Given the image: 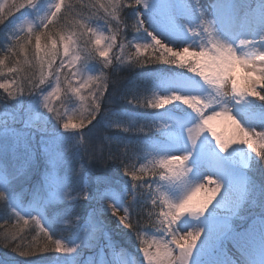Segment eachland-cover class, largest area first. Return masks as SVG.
<instances>
[{
  "label": "rangeland",
  "instance_id": "obj_1",
  "mask_svg": "<svg viewBox=\"0 0 264 264\" xmlns=\"http://www.w3.org/2000/svg\"><path fill=\"white\" fill-rule=\"evenodd\" d=\"M120 2L32 0L29 6L21 7L22 0H0V61L3 60L7 66L6 70L0 72V84H9L8 89L0 87V94L6 103H11V106L0 107V195L7 199L5 214L13 222L21 223L18 224L21 225L20 230L27 232L26 228H31L35 233L32 237L41 234L44 236L42 239L51 243L54 250L51 258L42 256L46 250L36 243L40 255L25 258L21 264H118L120 258L123 264H150L144 247L149 245V252L158 255L157 241L167 244L171 249L168 259L171 264H218L225 243L239 247L250 259V264H264V218L255 213V209L261 207L259 211L264 214V184L248 180L251 154L256 153L262 159L264 142H255L252 151L246 155L248 163L244 166L243 154L234 143L235 140L230 138L233 131L231 127L218 126L216 137H213L211 129L205 126L193 142V134L199 131L197 125L202 123L199 113L185 105L182 99L170 100L162 107H153L151 104L160 96L199 95L205 103L211 104V107L204 109L206 114H211L214 109L220 111L223 107H227L234 116L236 113L245 115L254 112L258 118L253 123L259 133H264V114L254 109L259 108L257 99L253 101L250 94L234 96L231 85L226 84L222 94L218 95L215 87L202 81L190 69L169 63L173 70L167 71L171 73L163 74L151 87L154 92L149 90L146 99L141 98L150 100V116L156 129L151 141L149 136L143 140L141 163L125 164L122 167L124 171L131 168L136 172L137 178L127 172L122 175L127 176L134 185L121 180L114 189H104L97 194L89 191L94 178V163L86 161L83 165L76 152H72L78 139L87 145L88 137V140L102 137L108 139V142L124 145L129 143L132 133L137 131L131 127L136 122L131 107L138 108L140 105L135 93H113L108 101L112 107L100 110L95 116L96 123L90 125L86 133L80 129L83 125L79 128L64 126L69 117H73L74 122L76 119H84L86 109H93L97 103L93 92L100 88L97 86L103 72L95 60L91 59L90 49L82 46L88 45L94 49V54L97 53L104 63L111 65L114 60L112 74L127 64V55L121 56L122 46H118L117 53L113 55V47L118 42L116 32L119 22L115 19V13L117 17ZM58 3L61 7L56 23L44 29ZM130 3L133 5L131 9L135 31L141 33H135L129 38V43L137 53V45L151 44L159 56L163 54L170 59L178 58V52L168 51L156 43L154 37L180 51L211 48L207 35L201 29L198 10L191 0H142L139 4L131 0ZM255 9L264 15V3ZM250 11L252 9L249 6L246 12ZM92 15L94 19L91 21ZM41 31H47L49 35L45 39L42 37L41 43L51 46L55 39L61 44V52V35L70 39L65 64L67 60H73L74 66L65 67L62 74L58 72L56 76L46 77L45 85L35 92L33 86L40 84L41 72V65L36 59L39 52L35 35ZM261 34L264 37V33ZM97 35L105 37L102 46L96 44ZM108 45L112 46L109 56H100L102 47ZM63 59L62 55L57 59L53 64L54 70ZM7 62L11 69H15L14 72L9 71ZM195 62L196 57H192L190 63ZM213 66L214 74L218 76L229 71L219 60ZM261 75H264V67ZM139 78L142 79V76ZM138 83L136 78L135 85ZM58 84L61 89L59 97L46 102L45 97ZM73 88H79L80 91L76 92ZM126 101H130L131 107H123ZM46 103L51 105V110L45 106ZM9 122L17 126L10 128ZM240 126L243 127L242 120ZM222 144L226 146L221 147ZM14 155H24V158L21 157L22 168L12 164L15 161L12 158ZM182 156H187V160L176 161L170 170L159 166L161 159ZM93 157L97 159V154L94 153ZM211 162L224 171L218 177H211L210 180H215L212 183L202 181L208 193L199 201L183 206L182 201L195 172L200 165ZM230 167L240 168L237 177L242 179L243 176L246 183L239 203L232 206L225 205L226 201L231 200L225 197ZM34 169L39 172V177L32 181ZM159 169L161 172L157 173ZM210 191L215 194L205 200ZM144 195L153 205L159 204L161 210L158 217L162 225L154 231H138L132 245L123 252L120 251L123 245L114 246L112 241L100 240L99 237L104 234L99 221L102 215L112 212L119 225L123 226L124 223L126 227L127 221L121 219H128L125 203L136 197L144 200ZM79 196L90 198L96 203L97 214L95 219L71 223L69 214L72 205L69 203L72 204ZM96 210L86 211L92 214ZM33 217L39 218L40 224H36ZM173 229H177L179 234H174ZM55 241H60L73 251H59ZM91 244L96 246L94 251L84 253L81 250L83 246ZM109 256L112 258L109 259Z\"/></svg>",
  "mask_w": 264,
  "mask_h": 264
},
{
  "label": "trees",
  "instance_id": "obj_2",
  "mask_svg": "<svg viewBox=\"0 0 264 264\" xmlns=\"http://www.w3.org/2000/svg\"><path fill=\"white\" fill-rule=\"evenodd\" d=\"M131 0H121L119 5V15L115 19H117L118 27H117V40L115 46L113 47V55L119 49L118 46L123 47V52L121 54L122 57L127 55V64L123 65L122 68H119V71L114 72L112 74L111 67L114 60L110 63H104L99 57L98 54H94V49L90 48L88 45L82 46L83 48L88 47L92 53L91 59L95 60L96 65L100 67L102 70V75L100 77L101 80L98 83L97 87H100L98 90L94 89L93 95L95 93L97 99V103L93 107V109H86V117L84 119H76L75 121H84L83 126L80 128L81 131L86 133L90 129V125H94L96 123L95 116L101 110H109L112 106L109 105L108 101L109 97L115 92L126 93V95H131L133 93L138 95V103H140L139 107H131L130 101H126V104L123 107H131V109L135 112V121L131 127H134L137 131L133 132L131 136V140L129 143L121 145L120 143L108 142L109 140L106 138L99 137L94 139L87 138V145L84 144V141L78 139L76 145L73 148V153L79 156V160L83 165L84 162L93 161L94 167L92 174L93 181L90 186V192H94V194L100 192L101 190L108 188H116L117 182L124 181L129 185L132 184L127 176H122L124 172L129 173L128 171L123 170V166L125 164L133 165L135 163H141V155H142V147L144 145V138L149 136L148 138H152L155 135V125L151 120L152 116V108L148 105L150 100H145L149 90L150 92H154L151 89L155 81H159L163 74H170L167 70H173L169 63H166L163 60H159V53L156 52L153 47L147 49L144 53H137L132 45L129 43V38L132 37L135 33H139L135 31L136 26L134 23V15L132 13ZM94 9V8H93ZM81 16V15H80ZM86 19V17H85ZM91 21L94 19L93 15L90 18ZM143 34V33H142ZM145 37V35L143 34ZM148 43V42H147ZM154 51V52H153ZM2 53V52H1ZM40 55V54H39ZM38 55L37 63L40 64V56ZM117 57V56H116ZM18 62V59L17 61ZM116 62V61H115ZM8 68H10L9 63ZM7 69L6 63L0 64V72H3ZM142 76V79L139 77ZM139 80L138 85H135V79ZM45 85V81L43 84L34 85V91H39ZM141 98H145L142 100ZM251 98L254 100L257 99L259 102L257 107H260L263 110L264 114V101H260L256 97ZM137 99V98H136ZM132 101V100H131ZM88 101L86 102V104ZM10 102L6 103V99L3 98V95L0 94V107L5 105H10ZM11 106V105H10ZM86 106H84V109ZM15 110L16 108H12ZM174 109L178 110L177 107ZM91 118V119H90ZM90 119V122H89ZM17 126L16 123L9 122L8 127L12 128ZM91 136V135H90ZM152 139H150L151 141ZM94 149V152H92ZM97 154V159L93 157V155ZM256 153H252L250 163L248 166V174L249 181H256L257 184H264V154L262 155V159L258 157ZM24 158V155L21 156ZM21 157L16 155L12 156L15 158L14 164L15 166L22 168L23 161ZM11 163V162H9ZM123 167V168H122ZM157 173L161 172L160 169L156 171ZM116 174V175H114ZM130 176V175H129ZM39 172L35 169L32 170V181L38 180ZM25 183L22 185L24 189ZM253 193V192H252ZM84 195L83 193H80ZM144 200L136 197L132 201L126 202V212L128 213V225L125 227L119 225V222L115 220V215L112 212H107L106 215H102V218L99 220L102 225V236L99 237L100 240L104 241H112L113 245H123L124 247L120 251H125L129 246L132 245L133 240L135 239V234L140 230L154 231L159 228L162 224L159 221L158 213L161 208L159 204H152L143 196ZM7 202L5 197L0 195V264H21L23 259H31L39 256V251L36 249V243H39V246L45 248L47 246V250L43 252L42 256H48L51 258L53 254V247L51 243L48 241H44L42 239L41 234L39 237H32L35 235L33 230L29 227L25 230H20V226L13 222V219L9 217L8 214L4 212V206ZM72 212L70 215L71 223L75 222H83L86 219H95L97 214V206L96 203L92 202L90 198L79 196L77 197L72 204ZM259 205V204H257ZM261 207L255 209V213L257 215L264 216L262 211H259ZM86 210H96V212H92L89 214ZM242 212H245L242 210ZM88 213V214H86ZM87 217V218H86ZM99 218V217H98ZM80 224V223H79ZM131 225V226H129ZM28 233V234H27ZM7 237V238H6ZM32 243L34 246H32ZM121 243V244H120ZM135 244V243H134ZM96 246L93 244L85 245L81 250L85 252H92L95 250ZM22 252H27L28 255H21ZM112 256H109L111 259ZM118 264H123L122 259H119Z\"/></svg>",
  "mask_w": 264,
  "mask_h": 264
},
{
  "label": "snow or ice",
  "instance_id": "obj_3",
  "mask_svg": "<svg viewBox=\"0 0 264 264\" xmlns=\"http://www.w3.org/2000/svg\"><path fill=\"white\" fill-rule=\"evenodd\" d=\"M62 2V0H61ZM142 0H136V3H141ZM32 3V0H22L21 7H27ZM147 7V4L144 5ZM61 4L58 3L56 5V11L52 13L50 19L48 20L47 24L44 25V29H48L51 25L56 23V17L57 14L60 12ZM220 18L226 19V13L223 10V5L221 4V10H220ZM205 23H212L209 21H205ZM37 43V49L39 52L40 60H41V72H40V79L39 83L43 84L46 77L56 76L57 73L63 72L65 67H73L74 61L73 60H67V65L65 64V59L68 57L69 54V38H65L63 35L60 37V41L62 42V52L60 45L58 44L55 39L52 40L51 46L45 45V43H41V38L43 37L45 39L46 36H49L47 31H41L38 34L35 35ZM105 37L103 35H97L96 36V44L98 46H102L104 43ZM156 40V43L160 44L162 47L167 48L168 51L177 53L178 52V58L177 59H170L168 55H161L158 57L159 60H163L170 64H176L180 65L181 67H185L187 69H190L191 73L197 74L199 78H202V81L212 85L216 88L217 91H221L222 88L227 84L230 83L232 92L234 96H248L249 94L252 97L258 98L260 101H264V75H261L259 72L250 71V65L249 62L244 60L241 57H238L235 55L234 49L231 48V46L226 45L224 43H217L213 44L211 49L205 48L202 50H196V49H187V50H175L174 48L169 47L168 45L162 43V41L158 40L154 37ZM111 45H108L107 47H102V49L99 52V55L102 57H108L109 52L111 50ZM152 45H137V48L139 49V53H144L147 49L151 48ZM63 56L64 59L60 60L58 67L54 70L53 64L59 59L60 56ZM192 57H196L195 63H190V60ZM231 59L234 62V66L232 70L229 72L228 76L226 78H221L218 75H215V69L213 68L214 61H217L219 59ZM0 64H4V61H0ZM46 68V70H45ZM10 72H14L15 69H9ZM0 87H3L4 89L9 88V84L7 82L0 84ZM74 91L79 92V88H73ZM61 92V89L59 87V84L57 87L49 93L48 96L45 97L46 102L50 101L53 97H59V94ZM183 100L185 105L189 106L191 109H193L195 112L200 114L202 123L200 125H197V128L199 129L198 132H195L193 134V142H195L196 135L199 134V132L204 131L205 126L207 128L211 129V135L213 137H216V133L218 132V126H227L231 127L233 129L232 135L230 138L232 140H246L249 144H253L254 142H264V133L259 134H249L243 127L240 126L239 121H237L236 116L232 115V112L227 108L223 107L222 110L217 111L216 109L211 111V114H206L204 109L211 107L210 103H205V101L199 96V95H183L180 94H174L173 96H160L156 98L155 100L151 101V104L153 107H162L164 105H167L170 100ZM46 107H49V110H51V105L49 103H46ZM218 118H221L218 120ZM91 119V118H90ZM89 119V122H90ZM65 128H79L82 126L81 121L74 122L73 117H69L67 122L65 123ZM193 131V130H190ZM254 135H259V139L255 140L253 137ZM225 144H222L221 147H225ZM187 160V156L182 157H176L174 159H161L159 161V166L166 169H171L172 165L176 161H184ZM129 174L132 175L134 178H137L138 175L135 171L129 170ZM204 187V186H202ZM214 191H210L208 196L204 199H210L212 195H214ZM115 210V209H114ZM116 212H119L116 210ZM19 215V214H18ZM36 224H40L39 218L33 217ZM123 221H127V217H121ZM24 223H27V220L24 221ZM131 226V225H129ZM42 227V226H41ZM46 234L47 231L45 230ZM7 238V237H6ZM49 239H51V236L49 235ZM179 243V241H177ZM56 247L59 251L63 252H71L73 249L68 248L66 246H63L60 241H55ZM156 248L157 252L159 253L154 254L149 252V245L144 247V252L148 255V259L150 264H166L168 259L171 255V249L168 247L167 244L157 241L156 242ZM47 250V246H45V249ZM21 255H28L27 252H22Z\"/></svg>",
  "mask_w": 264,
  "mask_h": 264
},
{
  "label": "bare ground",
  "instance_id": "obj_4",
  "mask_svg": "<svg viewBox=\"0 0 264 264\" xmlns=\"http://www.w3.org/2000/svg\"><path fill=\"white\" fill-rule=\"evenodd\" d=\"M191 1L198 10L201 29L207 35V41L210 42V47L212 48L213 44L217 43H224L231 46L236 56L249 62L250 71L259 72L261 74L264 67V37L261 34V32L264 33V15L257 13L255 8L263 4L264 0ZM221 4L226 13V19L220 18ZM249 6L252 11L243 13L241 8H247ZM230 14L232 16H230ZM205 21H212V23H205ZM219 61L226 66V69H229L228 72L220 76L221 78H226L232 70L234 62L230 58L219 59ZM213 67L215 68V66ZM228 85H230V83ZM224 89L225 86L221 91H224ZM221 91H218V95L222 94ZM236 118L239 119V123L240 120H242L243 128L249 132L250 135L259 134L257 127L253 123V120L258 118L257 114H254V112L245 115L236 113ZM253 138L257 140L258 135H254ZM234 143L243 154L242 164L247 166L248 159L246 155L252 151L255 142L249 144L246 139L243 141L235 140ZM223 171L224 169L213 166L212 162L200 165L191 180L190 186L187 188L182 205L184 206L199 201L202 196L208 193V189L205 186L202 187V181H204V183H212L215 180H210L211 177H218L219 173ZM239 172H241L240 168L230 167V180L228 182L227 194L225 197H229L231 200L230 202L226 201L225 205H236L243 195L246 183L243 180V176L242 179L237 177ZM173 230L174 234H179L177 229ZM221 253V264H250V259H247L248 257L242 253L239 247L234 248L225 243ZM166 264L171 263L167 261Z\"/></svg>",
  "mask_w": 264,
  "mask_h": 264
}]
</instances>
